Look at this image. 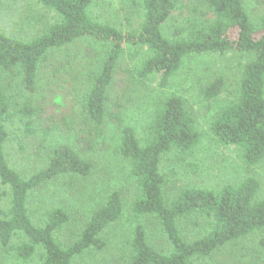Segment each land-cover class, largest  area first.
<instances>
[{
  "label": "trees",
  "instance_id": "obj_1",
  "mask_svg": "<svg viewBox=\"0 0 264 264\" xmlns=\"http://www.w3.org/2000/svg\"><path fill=\"white\" fill-rule=\"evenodd\" d=\"M37 1L56 15L42 32L22 40L0 29V69L12 72L18 68L25 89H35L39 65L51 51L84 37L101 43L104 50L100 64L82 99L84 113L99 127L109 115L107 92L124 44L146 48L148 53L134 74L139 80L156 77L161 88L169 85L185 57L238 52L247 60L240 67L237 97L214 115L209 132L219 143L235 146L247 168L264 159V15L254 23L242 0H204L212 19L191 21L172 30L168 37L162 26L175 10L176 0H139L142 18L135 29L128 31L95 19L90 12L94 0ZM3 7L4 0H0V12ZM222 85L219 76L200 86L201 99L210 101ZM12 116L9 99L0 88V184L7 188H0V201L8 198V207L0 206L1 250L24 264H72L84 251L102 249L105 243L100 234L123 212L119 193H109L90 212L73 242L61 243L56 233L69 222L68 212L62 207L49 209L43 223L37 225L28 213V194L61 174L85 177L92 165L72 147L60 145L52 150L45 168L21 177L8 165L4 152ZM24 125L27 132L32 131L28 121ZM199 139L194 114L187 100L177 93L156 101L139 135L131 126H120L117 152L128 161L129 174L137 187L131 212L135 217H155L170 246L167 252L154 249L146 240L144 225L137 221L128 240L127 264H193V260L230 241L264 229V199L258 198L261 184L252 175L218 189L184 188L166 203V180L160 171L163 156L173 150L189 151ZM188 218L192 227L200 230L192 239L183 238L178 227L179 221ZM260 244L264 246V237Z\"/></svg>",
  "mask_w": 264,
  "mask_h": 264
},
{
  "label": "rangeland",
  "instance_id": "obj_2",
  "mask_svg": "<svg viewBox=\"0 0 264 264\" xmlns=\"http://www.w3.org/2000/svg\"><path fill=\"white\" fill-rule=\"evenodd\" d=\"M242 3L252 22H258L264 15V0H242ZM90 12L98 21L123 31L135 29L143 15L139 0H94ZM212 17L204 0H176V8L163 24L162 32L170 37L175 28ZM55 20V13L37 0H4L0 29L7 35L29 40ZM103 50L101 43L84 37L51 51L39 65L33 91L22 86L18 68L12 72L0 69V88L9 99L13 113L4 144L8 165L27 178L45 168L52 150L60 145L72 147L92 165L91 172L85 177L61 174L30 191L27 208L32 221L40 225L47 210L64 208L70 220L56 237L68 245L74 241L90 212L109 193L116 191L121 197L123 212L120 218L100 234L104 247L84 251L73 259L72 264H127L128 240L137 221L144 225L146 240L154 249L169 250L168 239L156 218L150 215L135 217L131 212L137 187L129 174V163L117 152V145L121 125L131 126L139 135L152 116L156 101L171 93L187 100L200 139L189 151L173 150L163 156L160 171L166 180V203L169 204L184 188L218 189L248 175L259 180L258 198L264 199V159L247 168L235 146L219 143L209 132L214 115L237 97L240 67L247 60L244 55L232 51L192 54L183 59L169 85L161 88L156 77L139 80L134 74L148 53L146 48L124 44L107 92L109 115L97 127L84 113L82 99L90 86L91 75L100 64ZM219 76L223 85L218 95L208 102L203 101L199 87ZM25 121L30 123L31 132H27ZM0 188L7 191L6 186L0 184ZM0 206L6 209L8 198L0 201ZM191 220L178 222L185 239L200 234V230L190 224ZM262 237L264 229L230 241L209 255L193 260V264H264ZM0 264L24 263L0 248Z\"/></svg>",
  "mask_w": 264,
  "mask_h": 264
}]
</instances>
